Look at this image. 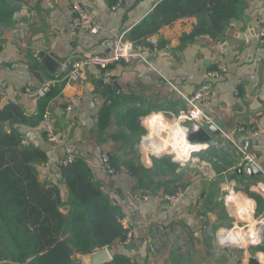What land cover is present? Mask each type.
<instances>
[{"label":"crops","instance_id":"crops-1","mask_svg":"<svg viewBox=\"0 0 264 264\" xmlns=\"http://www.w3.org/2000/svg\"><path fill=\"white\" fill-rule=\"evenodd\" d=\"M162 1L0 0V12L5 13L0 16L1 105L14 103L27 116H35L42 100L36 96L37 91L45 82L57 80L53 87L61 90L47 107L44 121L36 128L23 126L19 131L25 145L46 153V163L37 166L39 179L46 187L59 186L66 205L64 214H69L71 206L60 163L69 150L89 166L100 190L120 208L122 216L118 217L133 240L103 249L110 261L115 255H124L138 264H169L165 256H155L150 233L167 236L172 230L182 237L189 233L187 240H181L182 249L187 244L191 249L204 245L203 258L212 253L204 243L209 238L207 232L213 230L217 240L211 241L212 248L219 258L221 255L217 264H264V251L259 249L264 246V231L256 228L264 217V0H243L241 20L233 21L219 41L203 36L183 43V37L198 24L197 18L190 17L163 27L153 36L159 40V52L143 51L141 57L117 63L107 71L87 66L79 81L69 80L62 71L49 77L40 65L42 52L57 57L61 64L106 54L109 41L121 36L129 40L130 33ZM73 3L89 12L100 28L98 34L73 24ZM153 37L144 45L136 44L149 48ZM213 73L218 76L211 77ZM204 84H209L212 91L200 106L221 131L213 137L217 146L196 154L192 162L196 169L185 174L182 181L175 180L174 186H160L155 194L148 186H138L127 163L122 164L118 158L125 134L133 133L142 142L159 134V123L155 122L162 120L163 114H177L186 105L182 96L193 95ZM106 106L114 111L109 128L102 130L101 115ZM144 116L152 122L148 133H141L140 119ZM131 120H136V125L129 123ZM114 123L118 128L125 125L126 132L111 133ZM230 142L257 156L255 166L262 175L246 173L250 165L242 162L240 152ZM161 143L163 140L157 144ZM104 154L110 158L113 175L101 165ZM150 157L146 154L139 165L151 171L154 165ZM178 186L180 191L172 195L181 193L183 198L171 206L164 197ZM232 198L250 203L253 215L257 211L258 221L252 226L257 232L247 234L252 228L246 231L250 226L241 227L252 220L242 218L240 210H246L244 207L237 213L230 204ZM218 204L223 205L224 214L217 209ZM257 234V240L246 245L245 240ZM103 250L77 255L74 260L94 264L93 257Z\"/></svg>","mask_w":264,"mask_h":264},{"label":"trees","instance_id":"trees-1","mask_svg":"<svg viewBox=\"0 0 264 264\" xmlns=\"http://www.w3.org/2000/svg\"><path fill=\"white\" fill-rule=\"evenodd\" d=\"M242 6L243 0H163L130 33L129 40L144 45L163 27L194 17L198 24L183 37V43L203 36L219 41L233 21L241 20ZM4 15L0 12V16ZM60 90L53 87L32 117L14 103L2 106L0 95V264H72L77 255L89 256L126 241L128 231L117 220L122 216L120 208L100 190L83 160L61 168L62 182L69 191L68 215L62 211L66 205L59 186L46 187L39 179L37 166L46 163L47 155L35 146L25 145L19 130L23 126L38 127ZM113 111L111 106L104 108L102 130L110 125ZM127 168L138 180V186H143L145 168L134 164ZM104 264L138 263L115 255Z\"/></svg>","mask_w":264,"mask_h":264},{"label":"built area","instance_id":"built-area-1","mask_svg":"<svg viewBox=\"0 0 264 264\" xmlns=\"http://www.w3.org/2000/svg\"><path fill=\"white\" fill-rule=\"evenodd\" d=\"M73 24L82 29L83 31L91 34L99 33V26L95 23L93 17L87 12L83 7L77 3H73ZM262 43H264V33L261 35ZM151 47L143 48L137 45L135 42L125 39L121 36L117 39L109 41L107 46V53L104 55H93L85 60L69 61L61 64V71L65 73V77L71 81H79L82 78L83 69L87 66L96 67L100 70L107 71L111 66L120 62H129L133 57H141L143 51L150 53L159 52V40L157 37H153L150 41ZM218 74H211V77H216ZM57 80L52 79L45 82L44 86L37 91L36 96L38 98H45L53 88ZM211 87L209 84H204L201 86L193 95L182 96L186 105L184 108L180 109L177 114H163L161 123L157 126L160 133L162 131L163 136L171 141H177L176 137H179L181 145L186 153L189 154L188 157H182L186 159L185 162L191 160L196 154L203 153L207 151L211 146H217L216 142H211L206 145H195L187 142V137L192 132H198L201 129H205L209 126L214 125L213 121L206 115L204 110L201 108L200 103L207 100L211 95ZM177 133V134H175ZM166 134V135H165ZM180 134V135H179ZM53 141L54 138L50 137ZM227 141H231L228 136H226ZM231 143V142H230ZM143 145H145L142 142ZM237 147L238 151L242 156V162L248 165H257L258 158L256 155L251 154L247 151L245 147H240L233 143ZM150 148V147H149ZM158 153H155L157 155ZM77 161L75 153L69 150L68 155L61 161V167H67L74 164ZM101 165L107 171L108 174L113 175L114 169L111 167L110 158L107 154L101 157ZM184 166V165H182ZM183 194L177 193L174 195H167L164 197V201L171 206L177 205ZM120 224L123 223L121 218H117ZM260 225L264 226V217L259 221ZM133 240V234L128 232L126 237V244H130ZM78 264L82 262L77 260Z\"/></svg>","mask_w":264,"mask_h":264},{"label":"rangeland","instance_id":"rangeland-1","mask_svg":"<svg viewBox=\"0 0 264 264\" xmlns=\"http://www.w3.org/2000/svg\"><path fill=\"white\" fill-rule=\"evenodd\" d=\"M149 118V116H144L142 119H140V128L142 129L141 133H148V131H150L151 129V124L152 122L147 121V119ZM136 120H131L130 122H133ZM161 120H158L155 122V124L157 125V123H160ZM127 124V123H126ZM132 124L136 125L135 122H133ZM124 126V127H123ZM121 126L120 128L117 127V124L114 123L112 124V126L110 127L111 129V133L113 134H120L122 132H126L125 129V125ZM109 128V126H108ZM107 128V129H108ZM145 129V130H144ZM114 131V132H113ZM144 131V132H143ZM138 134V133H137ZM166 135V134H165ZM126 140L124 141V143L122 142L119 146V151L117 152L118 154V158L119 160L122 162V164H125V166H129L131 162V164H134V166H138L139 164H141V160L143 163V158L146 154H149V157L152 159L153 161V170H148L146 169V174L143 176V185L144 186H148L150 189H152V193L155 194V191H157L159 189L160 186H174L173 182L175 180H181L183 179L185 174H189L190 170H195L196 166H194L195 164L192 163L194 160V158L192 157L191 160L189 159V161L185 162L186 159H183L181 155L178 154V151H175L174 153H172L173 151H171L172 154L167 153V151L164 152V158H166V160H156L154 159V156L156 152L150 150L148 147H146L145 145L142 144L141 139L137 138L136 136H134L133 133L130 134H125ZM167 136H163L162 135V131L159 134L156 133V135H153L152 137H150V140H153L154 142L152 143L153 145H158L157 143H159L161 140H167L168 142H172L176 143V141H171L169 139L166 138ZM148 139V140H149ZM146 140V141H148ZM145 141V142H146ZM179 141V140H177ZM144 142V144H145ZM180 143V142H179ZM232 144V143H231ZM233 145V144H232ZM146 148V149H145ZM180 156V158H178V155ZM189 155H186V157H188ZM173 160H175L176 162H173ZM159 161V162H158ZM165 162V163H164ZM184 165V166H182ZM191 167V168H190ZM172 182V183H171ZM180 186V185H179ZM178 186V187H179ZM175 190H172L171 192H167L166 195H172V193L174 192H179L181 187H179ZM232 202H230V204H232L231 206L235 207V204L238 207H244V209L242 212L240 211V213L242 216H247V217H242L243 219H245L246 221L248 220H252L250 223H246L244 222L243 225H241V227L244 225L245 226H250L247 228L246 231H249L253 225H255V220H257L255 212L254 215L252 214V208L250 203H246L244 201L238 200L236 198H232L231 199ZM246 204V205H243ZM248 205H250L249 210L248 209ZM222 204H218L217 205V209L222 212V214H224V212L222 211ZM236 210H238L236 208ZM251 210V212H250ZM239 211V210H238ZM231 214H233L231 212ZM234 215V214H233ZM232 215V216H233ZM235 217V216H234ZM248 218V219H247ZM258 221V220H257ZM257 230L260 231H264V226L259 225L256 226ZM243 232V230H237V232ZM229 232H233V231H229ZM257 232V231H256ZM217 232L211 230V232H207V236L208 241L205 242L204 244H208V249L210 251H212V253H210L209 256H203V252L202 249L205 248L204 245H202L201 249H196L195 246H192L193 249H191V244H187V246L182 249V245H184L181 240L185 239L187 240L189 237V233L186 234L185 237H182V234H176L173 230L169 233V235L164 236L162 233H156L155 232L152 234L150 233V237L153 240V250H155V256H165L167 259H169V264H217L220 262V258L217 255L218 252L212 248V244L211 241L212 240H217ZM210 240V242H209ZM251 241H255L254 239H246L245 243L250 244ZM262 248H264V246H262ZM74 262L76 264L77 261L74 260Z\"/></svg>","mask_w":264,"mask_h":264},{"label":"water","instance_id":"water-1","mask_svg":"<svg viewBox=\"0 0 264 264\" xmlns=\"http://www.w3.org/2000/svg\"><path fill=\"white\" fill-rule=\"evenodd\" d=\"M39 61L40 65L49 77H54L61 72V63L57 57L42 52L39 55ZM220 134L221 131L215 125H212L207 130L201 129L198 132L190 133L187 137V142L195 145H206L213 141L214 136H218ZM156 157L162 158L164 157V154H157ZM253 171L258 175H262V172H259L255 165H250L246 168V173L249 175H252ZM97 256L98 258H96ZM93 260L94 264H104L110 261V256L106 250H103L97 253L96 256L93 257Z\"/></svg>","mask_w":264,"mask_h":264},{"label":"bare ground","instance_id":"bare-ground-1","mask_svg":"<svg viewBox=\"0 0 264 264\" xmlns=\"http://www.w3.org/2000/svg\"><path fill=\"white\" fill-rule=\"evenodd\" d=\"M175 134H177V133H175ZM180 135V134H179ZM176 140H180V138L179 137H176ZM145 142V141H144ZM143 142V143H144ZM154 141L153 140H148V141H146L145 142V146L146 147H150L149 149L150 150H152V151H154V152H156V153H158V154H164V152L165 151H167V153H169V154H172V153H174L175 151H178V154L179 155H181V156H186V155H189L188 153H186L185 151H184V149H183V147H182V145H181V143H179V142H181V141H176V143H173V144H171L172 142H168L167 143V140H163V143H161V146H159V145H153L152 143H153ZM161 142H162V140H161ZM150 144V145H149ZM146 149V148H145ZM170 150H172L173 152L171 153V151ZM177 154V155H178ZM178 155V158H180V156ZM230 202H232L231 200H230ZM243 205H246V204H244L243 203ZM238 210H240L239 208L240 207H236ZM238 210H237V213H238ZM241 211V210H240ZM242 212V211H241ZM242 217H247V216H242ZM248 219V218H247ZM254 226V225H253ZM256 232V231H255ZM254 232V229L252 228V230L249 232V233H247V234H254L255 233ZM257 238H258V234H257V236H255L253 239L254 240H257ZM249 240H251V239H249Z\"/></svg>","mask_w":264,"mask_h":264}]
</instances>
